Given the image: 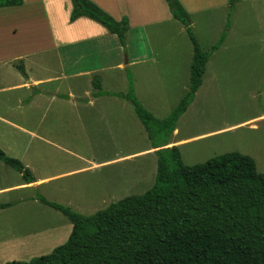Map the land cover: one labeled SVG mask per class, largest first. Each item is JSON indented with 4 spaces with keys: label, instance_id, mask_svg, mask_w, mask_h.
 <instances>
[{
    "label": "rangeland",
    "instance_id": "1",
    "mask_svg": "<svg viewBox=\"0 0 264 264\" xmlns=\"http://www.w3.org/2000/svg\"><path fill=\"white\" fill-rule=\"evenodd\" d=\"M230 10L228 4L225 8L198 15L186 13L191 32L203 51H210L223 32L225 40L210 57L203 84L177 123L175 140L181 144L179 151L185 166L200 165L218 156L239 153L250 157L257 173L264 175V0H238L234 9ZM145 32L130 38L122 58L125 62L126 53L145 54L153 58L154 62H148L153 83L149 86L145 77L141 82L138 78L139 95L136 96L132 69L128 68L123 73L124 84L121 74L117 72H105L101 78L102 86L99 78L94 83H99L103 93L126 94L130 79L133 94L141 106L156 118L163 119L188 88V64L193 48L184 27L175 20L160 27H147ZM47 56L52 58L50 62L54 69L51 71L30 66L25 70L31 71V76L62 74V69L53 73L59 66L53 65V55ZM13 62L0 68V118L20 125L32 134L22 133L6 122H0V144L5 148H0L1 151L7 157L18 160L32 176L49 174L50 170L60 167L55 163L63 158L71 169H88L64 180L73 189L68 192L72 195L69 197L57 190L52 192L50 188L49 191L31 189L0 196V204H10L9 208L0 211V243H7L0 252V261L4 259L2 264H6V261L26 263L32 257L48 255L66 242L54 246L56 241H62L60 237L71 232L70 224L62 214L42 205L35 198H43L67 206L81 215L92 216L120 200L145 194L153 187L156 175V155L154 152L143 153L151 149V143L129 101L114 97L115 105L112 106L115 107L106 108L119 116V125H113V131L78 132L75 129L64 133L62 129L59 131L50 125V111L55 109V105L50 108L47 101L37 102L33 107L20 105L23 91L11 88L26 81L16 68V65H25V62ZM103 62V58L96 60L97 64ZM83 64L89 65L90 61L79 63V67ZM110 73L115 74L114 79L107 76ZM92 87L88 95L92 93ZM40 88L60 94L73 91L80 96L86 91L85 86H71L66 81H53ZM45 109L47 111L42 117L36 116ZM109 127L113 128L112 125ZM39 137L47 144L68 146L73 155H48L50 164L35 168L36 160L45 163L48 158L44 156L43 159L42 156L37 159L35 148L42 145L46 153L50 149V146L43 144L45 142L41 143ZM126 156L131 157L90 167ZM8 170L9 177L4 184L14 186L23 182L19 173L10 167Z\"/></svg>",
    "mask_w": 264,
    "mask_h": 264
},
{
    "label": "trees",
    "instance_id": "2",
    "mask_svg": "<svg viewBox=\"0 0 264 264\" xmlns=\"http://www.w3.org/2000/svg\"><path fill=\"white\" fill-rule=\"evenodd\" d=\"M70 21L89 18L116 36L126 48L127 19L113 20L87 0H71ZM192 44L189 86L170 114L158 119L146 111L128 81L126 94L103 93L94 83L93 97L109 96L131 103L156 155L153 187L141 196L120 200L92 216L35 198L65 217L72 226L66 243L29 262L6 264H264V175L254 161L239 153L218 156L204 164L185 166L179 148L169 147L179 119L201 88L207 64L225 40V33L205 52L191 32L178 0H165ZM238 0H228L232 11ZM22 0H0V8L19 7ZM227 23V27H228ZM24 75L22 65H16ZM0 161L35 182L18 161L0 150ZM10 205H0V210Z\"/></svg>",
    "mask_w": 264,
    "mask_h": 264
},
{
    "label": "crops",
    "instance_id": "3",
    "mask_svg": "<svg viewBox=\"0 0 264 264\" xmlns=\"http://www.w3.org/2000/svg\"><path fill=\"white\" fill-rule=\"evenodd\" d=\"M22 1L23 3L19 7L0 8V68H3L12 61H15L13 63L21 61L22 64L25 62V65H23L24 75H20L25 77L26 81L11 88V90L23 91V95H21V100L19 101L20 105L23 107H33V105L36 106L37 102L41 101H47L50 108H52V105H55V109L50 111L52 118L50 125L51 127H56L59 131L62 129L64 133L71 132L75 129H78V132H89L93 130L109 132L115 130L113 125H119V116L114 111L106 110V108L115 107L112 106V104L115 105L114 97L100 96L94 98L93 93L95 90L93 91L92 89V93L88 95L90 87H92L97 78L100 79V85L102 86L103 79L101 78H103L105 72H117L121 74L124 84L125 78L123 77V73L128 68L132 69L135 94L138 96L139 91L137 89L139 87L136 84L138 78H140L139 82H141L142 78L145 77L144 80L149 83V86L153 83L148 68V62H154L153 58L145 54L135 53L133 55H127L126 53L127 64L123 62L122 56L124 50L116 36L109 33L97 22L86 17H80L73 22L70 21L73 10L71 0ZM87 1L117 22H120L123 18L127 19L129 30L126 35V51L130 38L140 35V32H145L147 27H160L174 20L165 0ZM178 1L189 15L202 14L219 8H225L228 5V0ZM46 54L53 55V65L59 66L57 70H53V73L62 69V72H60L62 74L55 73L56 75L51 76L50 73H47L42 76H31V71H26L29 69V66L45 71L54 69L52 68L54 66L50 62L52 58L46 57ZM61 54L65 56L60 57ZM99 58H103L104 62L97 64L96 60ZM186 59H188L187 55ZM87 60L90 61L89 65L83 64L79 67V63L86 62ZM190 64H188L189 67ZM142 70H146V72L143 73ZM107 76L110 79L115 78L114 73H110ZM53 81H66L71 86H85L86 91L83 96H80L73 91L60 94L47 92L40 88ZM46 111L47 109L40 112V114H36V116L39 115L42 117ZM0 122H6L8 126L17 128L22 133L32 134L28 129L21 128L20 125L13 124L3 118H0ZM110 125H112V129L109 127ZM176 130L178 131L177 128ZM175 131L172 134L169 147L176 146L180 148L181 144L175 140ZM39 139L41 143L45 142L43 144L50 146V149L46 153L42 145L37 146L34 154L38 157L37 159L42 158V156L44 159V156L48 155H54L56 157L73 155L68 146L51 142L47 144L48 142L43 141L42 137H39ZM0 148L2 150L5 149L1 144ZM147 152H154V150L149 149L143 153ZM131 156L118 157L112 161H104L100 164L90 165V167L95 168L115 163ZM77 158L81 162H84L82 158ZM49 164V156L45 163H43V160H36L34 163L35 168H39L40 165L48 166ZM55 164L60 167L50 170L49 174H44V176L34 174L35 182L33 184L25 185L22 182L10 186L8 183L4 184V181H7L9 177V167L0 161V196L21 192L23 190H48V188L52 192L57 190L66 197L72 196L68 194L69 191H73L72 186L70 183L64 182V180L77 173L86 171L88 168L71 169V167L69 168L66 165L67 163L64 158L62 161L58 160ZM51 183L55 184L47 187ZM69 229L72 230L71 224L69 225ZM68 235L70 234L67 233L61 236L62 241L57 240L54 246L61 245L67 241ZM5 245L7 243H0V252ZM52 247H49V249H52ZM0 262L2 264L4 259Z\"/></svg>",
    "mask_w": 264,
    "mask_h": 264
},
{
    "label": "water",
    "instance_id": "4",
    "mask_svg": "<svg viewBox=\"0 0 264 264\" xmlns=\"http://www.w3.org/2000/svg\"><path fill=\"white\" fill-rule=\"evenodd\" d=\"M125 63L127 64V59H126V57H125Z\"/></svg>",
    "mask_w": 264,
    "mask_h": 264
}]
</instances>
